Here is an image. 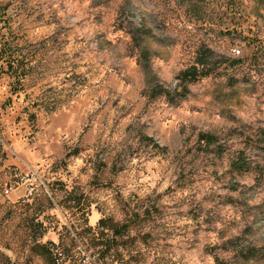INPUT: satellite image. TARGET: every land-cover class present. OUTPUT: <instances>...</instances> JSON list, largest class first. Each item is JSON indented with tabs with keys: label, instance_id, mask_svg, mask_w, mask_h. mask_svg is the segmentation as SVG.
<instances>
[{
	"label": "rangeland",
	"instance_id": "1",
	"mask_svg": "<svg viewBox=\"0 0 264 264\" xmlns=\"http://www.w3.org/2000/svg\"><path fill=\"white\" fill-rule=\"evenodd\" d=\"M42 244L264 264V0H0V264H53Z\"/></svg>",
	"mask_w": 264,
	"mask_h": 264
},
{
	"label": "trees",
	"instance_id": "2",
	"mask_svg": "<svg viewBox=\"0 0 264 264\" xmlns=\"http://www.w3.org/2000/svg\"><path fill=\"white\" fill-rule=\"evenodd\" d=\"M210 52H211L210 48L207 50L201 51L200 55L198 56L197 63L193 64V66L183 71L180 78H181V84L184 86L185 90L188 91V88H189L188 85L190 83H194V81L207 77L212 73L211 67L208 66L209 55H212L210 54ZM5 60L8 61L7 71L11 70L13 72L14 65H15L14 61L7 60V59ZM16 70L17 68H15V72ZM14 88L19 89L21 88V86L17 84L14 86ZM31 115L35 116L34 114H31ZM200 139L206 142L207 147H211L212 144H214V146L215 144L216 145L218 144L219 137L215 133H212V132L211 133L201 132ZM233 163H234L233 164L234 167L240 172L248 171L251 168L250 163L248 162V160L246 159V156L244 155V152L243 153L239 152L234 158ZM98 226L104 229V228L110 227L111 225L109 224L107 220L104 219L99 222ZM124 226L123 225L122 226L113 225L112 227H115L116 231L120 232L122 228L124 229ZM114 242L117 243V240H114ZM35 250L39 255L46 256V258L49 261H52L53 264H56L61 254L60 251L55 252L53 247L47 246L46 244L37 245Z\"/></svg>",
	"mask_w": 264,
	"mask_h": 264
}]
</instances>
